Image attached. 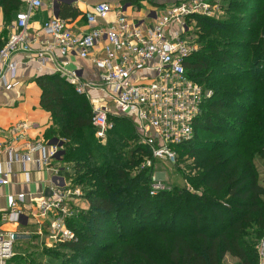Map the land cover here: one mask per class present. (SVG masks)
Here are the masks:
<instances>
[{
    "label": "trees",
    "instance_id": "trees-1",
    "mask_svg": "<svg viewBox=\"0 0 264 264\" xmlns=\"http://www.w3.org/2000/svg\"><path fill=\"white\" fill-rule=\"evenodd\" d=\"M24 7L22 0H0V21L8 27ZM60 12L67 20L80 14L72 5ZM224 12L221 20L196 17L198 50L184 64L193 81L213 92L195 121L194 138L177 147L178 166L191 163L183 172L185 186L152 196L155 170H139L150 152L133 122L112 116L104 142L96 136L84 95L59 74L36 79L41 107L52 118L46 140L63 141V163L72 172L61 175L83 191L89 206L75 209L66 221L76 236L57 244L71 255L66 264H223L228 255L240 264H259L264 185L256 159L264 161V0H225ZM147 234L164 244V256L141 244Z\"/></svg>",
    "mask_w": 264,
    "mask_h": 264
},
{
    "label": "built area",
    "instance_id": "built-area-1",
    "mask_svg": "<svg viewBox=\"0 0 264 264\" xmlns=\"http://www.w3.org/2000/svg\"><path fill=\"white\" fill-rule=\"evenodd\" d=\"M137 1L140 0H121L115 9L108 2L94 5L86 15L89 27L86 33H76L67 20L52 17L41 29L50 40L42 42V47L37 49L36 39L29 35L30 22L45 3L44 0H22L26 9L17 14L0 50V83L7 90L18 85L15 56L26 54L31 62H52L55 74L88 99L98 139L106 141L113 127L112 116L129 118L140 143L149 149L150 155L143 167L155 170L151 190V195L155 196L167 190L161 179L166 174L156 172V164L170 162L178 168L177 147L194 138V124L203 103L213 96L211 90L188 76L184 65L198 50L195 41L190 39L197 24L196 17L219 20L224 13L225 0H151L170 4L150 26L140 25L126 14V8ZM111 12L116 13L115 20L99 27L101 20H106ZM100 44H103L104 57L94 60L104 71L99 81H85L77 71L67 68L66 58L70 55L89 59ZM29 129L27 122H20L8 131L0 129V136L8 139L0 143V153L6 151L9 155L7 169H0V186L9 185L13 163L18 162L25 168V164L32 161V154L39 153L36 163L40 168L50 169L53 163L62 161L58 156L62 146L29 141ZM22 140L27 143L26 153H18L10 145ZM54 171L59 176L57 183L47 196L39 199L36 211L27 206L26 194L11 195L8 212L1 222L19 227L25 219L32 220L39 228V235L47 225L56 244L75 241V233L67 227L66 221L75 214L72 202L83 193L80 188L73 189L72 183L59 175L60 167ZM18 237V231L4 229L0 223V264H9L12 260ZM257 250L259 264H264V232Z\"/></svg>",
    "mask_w": 264,
    "mask_h": 264
},
{
    "label": "crops",
    "instance_id": "crops-1",
    "mask_svg": "<svg viewBox=\"0 0 264 264\" xmlns=\"http://www.w3.org/2000/svg\"><path fill=\"white\" fill-rule=\"evenodd\" d=\"M53 1L54 0H44L45 4L43 8L36 11L31 19L29 35L31 39H36L35 48L37 49L42 47V42L50 40L47 35L41 33V29L43 23L52 17H55V10L52 4ZM102 2L110 3L115 9L120 4L121 0H75V2L71 4L62 2L59 5V11L63 5H72L76 8L80 13L79 16L65 20L68 21L70 28L74 32L86 33L89 31L86 17L87 13L92 10L94 5ZM169 4L170 3L167 2L140 0L133 2L132 5L128 6L126 8V14L138 24L150 26L154 23L157 17L167 9ZM25 9L26 7H24L23 10ZM60 13L61 12H59V15ZM115 18V12L109 13L106 20H101L99 27L103 28L106 26L107 22H112ZM11 25L6 27L1 18L0 33L3 30H6L8 38L10 34L9 28ZM103 57V44H100L99 47L93 51L91 58L89 59H82L76 54L70 55L66 58L69 63L67 68L70 71H77L81 78L85 81H99L104 71L96 65L94 60L101 59ZM15 61L18 63L15 80L18 82V85L7 90L0 83V129L8 131L20 122H27L30 126L28 131L29 141L45 142L48 146H50L52 140H46V132L52 125V118L51 114L43 110L41 107L42 90L37 85L36 79L42 75L55 74L54 64L50 61L46 64L31 62L26 54L16 55ZM6 141H8L6 137L0 136V143H4ZM60 142L62 143L63 141L59 140L57 143L60 144ZM26 144V140H22L18 143L13 142L10 145L15 148L16 152L26 153ZM38 158L39 153L32 154V161L27 162L25 164V168H23V166L18 162L13 163L9 185L0 186V213L2 216L8 212L9 196L19 193L26 194L27 206L29 208L32 207L33 211H36V203L43 196H47L51 187L57 183V178L59 176H57L54 168H57V166L61 168L62 163L55 162L53 163V167L50 169L40 168L36 163ZM8 164L9 155L6 151H2L0 153V169L5 171ZM61 176L63 177V175ZM77 203H83V205L88 206V202L85 199L75 198L74 202H72L73 208L78 205ZM1 226L7 230H16L18 233H21L22 230H27L28 228H32V230L36 233L39 232L38 226H36L32 220L26 219L23 222V225L19 227L11 222H1ZM44 229H47V225H45Z\"/></svg>",
    "mask_w": 264,
    "mask_h": 264
},
{
    "label": "rangeland",
    "instance_id": "rangeland-1",
    "mask_svg": "<svg viewBox=\"0 0 264 264\" xmlns=\"http://www.w3.org/2000/svg\"><path fill=\"white\" fill-rule=\"evenodd\" d=\"M226 7H228V3H226ZM226 13L224 12L219 20L223 19ZM244 13L249 14L248 11H244ZM191 34V41H196L199 38V31L196 26L194 32ZM2 35L3 37H6V34ZM201 138H208V135L202 134ZM61 163L59 175H61V173L64 175L66 172H72V167L63 163V159ZM186 164L191 163L182 162L181 167L178 166V168L174 167V165L170 162H159L156 164V172H164L166 174L162 176L161 179L165 181L167 189L170 190L174 186H185L183 172L186 169ZM256 164L259 170L261 182L264 185V161L257 158ZM142 168H144L143 165H140L139 170H142ZM135 171H137V169H134L131 174H135ZM81 198L84 199L83 196ZM77 204L78 205L75 207L77 211L83 212L84 210H88L89 206L83 205V203ZM141 240L142 245L152 248L155 253L160 256H164V244L154 235H144ZM57 253L60 257L57 256ZM69 258H71V255L68 251L59 249V247L57 248L56 241L51 237L48 227L47 229H44L42 235H38V232L36 233L32 230V228H28L27 230H22L21 233H19V237L14 248V256L9 264H66ZM223 264H240V261L228 255L224 259Z\"/></svg>",
    "mask_w": 264,
    "mask_h": 264
},
{
    "label": "water",
    "instance_id": "water-1",
    "mask_svg": "<svg viewBox=\"0 0 264 264\" xmlns=\"http://www.w3.org/2000/svg\"><path fill=\"white\" fill-rule=\"evenodd\" d=\"M62 2H64V3H69V4H71V3H74L75 2V0H62V1H56L55 2V5H54V12H55V17L56 18H59V5H60V3H62ZM59 141V139H53L52 140V143H51V145H56V143ZM59 146L61 147V146H63V142L61 143L60 142V144H59ZM64 155V152L63 151H61L60 153H59V155L58 156H63ZM58 179V178H57Z\"/></svg>",
    "mask_w": 264,
    "mask_h": 264
}]
</instances>
